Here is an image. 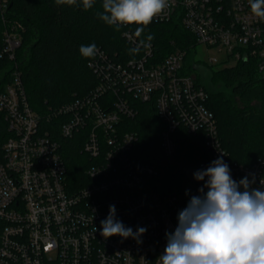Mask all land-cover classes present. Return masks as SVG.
<instances>
[{
	"label": "built area",
	"instance_id": "2783aa9c",
	"mask_svg": "<svg viewBox=\"0 0 264 264\" xmlns=\"http://www.w3.org/2000/svg\"><path fill=\"white\" fill-rule=\"evenodd\" d=\"M168 2L152 22L177 19L197 44L224 54L225 67L255 59L264 80V19L252 14L249 0ZM11 6V0H0V115L9 134L0 148V264H158L166 233L175 232L184 208L178 194L155 189L157 168L135 162L131 154L138 136L125 132L122 121L136 117V101L153 103L166 124L161 134L166 156L175 153L173 133L179 127L202 133L210 160L200 163L201 171L222 158L233 180L248 177L250 190L264 191V157L252 165L231 161L207 106L209 93L184 70L187 51L158 62L154 44L144 42L138 57L115 61L98 48L89 61L96 87L68 104L35 112L17 59L25 27L9 15ZM124 36L132 48L140 44L131 30ZM71 139L86 170L75 183L62 155L64 141ZM207 179L201 181L205 194ZM111 205L126 228L146 232L138 238L103 237L101 221Z\"/></svg>",
	"mask_w": 264,
	"mask_h": 264
},
{
	"label": "trees",
	"instance_id": "16d2710c",
	"mask_svg": "<svg viewBox=\"0 0 264 264\" xmlns=\"http://www.w3.org/2000/svg\"><path fill=\"white\" fill-rule=\"evenodd\" d=\"M11 2L9 15L25 27L17 59L24 73L28 101L39 114L68 104L96 87L98 78L89 67L92 58L80 54L81 45L95 43L115 61L138 57L139 53L130 52L132 46L124 36L126 30H131L139 40L153 43L158 62L181 49L187 51L185 72L194 74L197 68L191 59L197 45L196 38L177 19L164 24L151 22L137 36L136 28L141 26H120L117 31L115 25H107L98 18L96 13L103 11L102 0H95L89 10L83 8L80 0L74 6H58L55 0ZM2 28L0 21V40ZM149 34L154 37L151 41L147 40ZM194 75L209 93L207 106L216 116L222 147L231 161L252 165L259 157H264V80L259 75L256 60L239 61L235 66L213 70L211 82L219 84L223 90H211L197 74ZM234 99L245 107H239ZM254 101L260 106H252ZM133 106L136 117L122 122L125 132L132 131L138 136L131 151L135 162L156 167L155 189L162 194H178L185 209L193 196L205 195L199 191L202 184L194 178V173L201 171L200 163L210 160L205 136L188 133L184 127H179L173 133L175 153L166 156L161 148V134L166 124L159 119L154 104L136 101ZM58 123L59 119L48 126L51 128ZM8 135L0 115V148ZM73 140L64 141L62 155L70 179L75 183L85 178L86 170L79 162L82 159L80 147L73 146ZM1 228L0 223V236Z\"/></svg>",
	"mask_w": 264,
	"mask_h": 264
},
{
	"label": "clouds",
	"instance_id": "9594fccd",
	"mask_svg": "<svg viewBox=\"0 0 264 264\" xmlns=\"http://www.w3.org/2000/svg\"><path fill=\"white\" fill-rule=\"evenodd\" d=\"M78 0H55L56 5H76ZM83 8H93L95 0H80ZM250 10L264 19V0H249ZM169 7L168 0H102V12L96 15L107 25L119 31L123 25H138L136 35L144 32L154 18ZM154 37L149 34L147 40ZM141 40L131 53H139ZM147 46V45H144ZM95 43L81 45L84 58H94L98 52ZM208 189L203 196H193L188 206L178 214L174 233H166L167 246L157 258L158 264H264V191L250 190V181L244 177L233 180L230 168L222 158L212 161L206 170L194 173ZM262 184L264 182L261 181ZM243 191H240V188ZM201 193L204 188L199 189ZM115 205L101 221V235L105 238L119 235L138 238L146 232L140 227L134 233L115 219Z\"/></svg>",
	"mask_w": 264,
	"mask_h": 264
},
{
	"label": "rangeland",
	"instance_id": "374dc122",
	"mask_svg": "<svg viewBox=\"0 0 264 264\" xmlns=\"http://www.w3.org/2000/svg\"><path fill=\"white\" fill-rule=\"evenodd\" d=\"M215 57V59L218 60L217 63L210 64L209 59ZM224 54L218 52L217 50L207 48L204 45L197 44L194 48V53L191 57L194 64L198 65V68L195 70L194 74H197L198 77L202 80L203 84L205 86H209L211 90L218 91L223 90L222 86L215 85L211 82V76L214 71L219 70L220 68H223L225 66H228V64H222L224 61ZM228 92V91H227ZM230 95V94H229ZM229 97H232L231 95ZM235 103L241 107L244 108L245 106L240 103L238 99H234ZM252 106H260L257 101H254ZM201 184V181H200Z\"/></svg>",
	"mask_w": 264,
	"mask_h": 264
}]
</instances>
